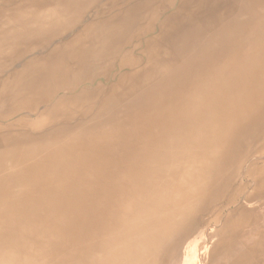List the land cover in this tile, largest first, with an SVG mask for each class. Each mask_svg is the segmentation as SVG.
I'll list each match as a JSON object with an SVG mask.
<instances>
[{"label":"bare ground","instance_id":"6f19581e","mask_svg":"<svg viewBox=\"0 0 264 264\" xmlns=\"http://www.w3.org/2000/svg\"><path fill=\"white\" fill-rule=\"evenodd\" d=\"M0 264H264V0H0Z\"/></svg>","mask_w":264,"mask_h":264}]
</instances>
